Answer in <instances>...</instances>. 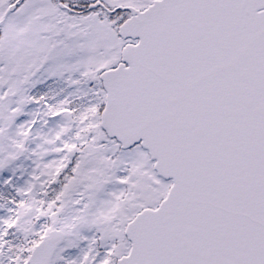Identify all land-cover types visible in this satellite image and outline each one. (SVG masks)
Returning a JSON list of instances; mask_svg holds the SVG:
<instances>
[{"label":"snow or ice","instance_id":"1","mask_svg":"<svg viewBox=\"0 0 264 264\" xmlns=\"http://www.w3.org/2000/svg\"><path fill=\"white\" fill-rule=\"evenodd\" d=\"M0 264H264V0H0Z\"/></svg>","mask_w":264,"mask_h":264}]
</instances>
